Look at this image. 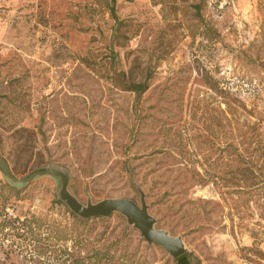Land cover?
I'll return each instance as SVG.
<instances>
[{
  "label": "rangeland",
  "instance_id": "rangeland-1",
  "mask_svg": "<svg viewBox=\"0 0 264 264\" xmlns=\"http://www.w3.org/2000/svg\"><path fill=\"white\" fill-rule=\"evenodd\" d=\"M63 182L193 264H264V0H0V203L38 219L0 264H175Z\"/></svg>",
  "mask_w": 264,
  "mask_h": 264
},
{
  "label": "water",
  "instance_id": "water-1",
  "mask_svg": "<svg viewBox=\"0 0 264 264\" xmlns=\"http://www.w3.org/2000/svg\"><path fill=\"white\" fill-rule=\"evenodd\" d=\"M65 183H62V191L64 192V201L67 202L75 212L84 217L109 215L112 211H119L124 214L129 221L139 229L141 235L148 241L162 246L172 257H176L185 252V249L178 237L169 235L163 230L153 227L152 218L146 210L145 204L142 202L138 205L130 198H110L106 199L94 206L84 208L79 206L65 192Z\"/></svg>",
  "mask_w": 264,
  "mask_h": 264
},
{
  "label": "trees",
  "instance_id": "trees-1",
  "mask_svg": "<svg viewBox=\"0 0 264 264\" xmlns=\"http://www.w3.org/2000/svg\"><path fill=\"white\" fill-rule=\"evenodd\" d=\"M130 87L137 91V94L141 92L145 84L141 82L133 83ZM210 175H208L209 178ZM36 216L31 214L30 216L24 215L22 218L19 216H9L5 212V206L0 203V235H5V231L11 230L14 233H29L31 229L37 224ZM8 227V228H7ZM7 228V229H6ZM6 229V230H5ZM32 236V235H30ZM38 240V239H34ZM33 249L38 253H45L50 250L47 243H36L32 244ZM175 264H193L186 252L174 257Z\"/></svg>",
  "mask_w": 264,
  "mask_h": 264
}]
</instances>
